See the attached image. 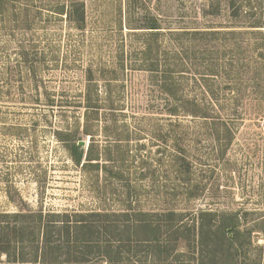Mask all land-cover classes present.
<instances>
[{
  "label": "rangeland",
  "instance_id": "obj_1",
  "mask_svg": "<svg viewBox=\"0 0 264 264\" xmlns=\"http://www.w3.org/2000/svg\"><path fill=\"white\" fill-rule=\"evenodd\" d=\"M229 2L0 0V215L72 222L124 212L130 195L131 214L197 226L195 245L159 258L149 245L133 264H264V55L249 35L261 29L248 28L264 23V0H236L239 16ZM197 102L208 119L194 116ZM66 134L85 152L93 144L98 172L73 161ZM231 221L233 246L216 239Z\"/></svg>",
  "mask_w": 264,
  "mask_h": 264
},
{
  "label": "trees",
  "instance_id": "obj_2",
  "mask_svg": "<svg viewBox=\"0 0 264 264\" xmlns=\"http://www.w3.org/2000/svg\"><path fill=\"white\" fill-rule=\"evenodd\" d=\"M229 6L234 10V15H241L242 7L238 6L236 0H230ZM249 23L248 28L261 29V31H252L249 35L259 36V40L254 42V49L260 53V57H263L264 33L262 29L264 23ZM150 29L156 30L159 28L152 25ZM211 33L217 35L219 32L214 31ZM228 34L236 36L235 31L225 35ZM239 34L241 35V33ZM150 36L153 37L156 34H150ZM151 53L152 47L149 46L144 54L150 56ZM165 83L168 85L164 84L163 91L167 95H174L176 84L174 85L171 82L169 86L168 80ZM167 86L170 88H166ZM239 87V84L230 85L231 93L238 92ZM255 88V93L258 96L260 93L263 95L261 85L259 82L257 83V79ZM210 92L214 96V92L212 90ZM213 106H216L214 104L211 106L214 113L218 114L213 119L215 125L217 124V145L219 148H227L232 142V132L225 124H219L222 121ZM87 107L89 110L97 109L95 112H98L100 108L93 105L92 102ZM195 107L196 110L193 112L195 117L203 119L210 117L207 108L204 109L198 102ZM94 114L97 115V113ZM222 126L223 134H225L223 139L221 137L222 130H220ZM86 131L88 134V128ZM66 137L67 140L65 141L68 148H70L73 161L78 166L82 165L90 171L98 172L100 166L94 162L99 161V155L94 152L95 147L93 144L85 152L83 147L73 143L74 141L70 139L71 134H66ZM113 169L115 168L104 167L105 172L109 174L113 173ZM114 177L115 180L120 179L118 175ZM109 186L113 187V184L109 183ZM126 200L128 205L124 204L126 208L124 212H114L112 214L93 213L87 216L82 214L79 216L80 219L72 222L70 216L43 215L42 212L27 215H0V229L3 233L0 240V255L4 254L6 256V261H1L0 264H99L100 262L106 264H133L131 253L139 255L143 252V248L149 245L154 258H159L165 253L169 256L170 245L175 249L180 241H185L190 246L195 245L196 225L180 224V220H176L178 216L173 212L151 215L149 212L140 211L131 214L127 212L132 209L130 195ZM230 227L232 230H230ZM237 228L238 223L234 221L223 223L218 231L220 238L216 239L222 241L223 236H226V240L233 246L234 242L239 241V232L231 237L232 232L236 231ZM205 230V226L202 225L199 233L203 242L201 245L207 242L204 240ZM183 233H188V236H181ZM132 243H134V246ZM95 259L97 261L94 262ZM228 260L227 262H229Z\"/></svg>",
  "mask_w": 264,
  "mask_h": 264
},
{
  "label": "water",
  "instance_id": "obj_3",
  "mask_svg": "<svg viewBox=\"0 0 264 264\" xmlns=\"http://www.w3.org/2000/svg\"><path fill=\"white\" fill-rule=\"evenodd\" d=\"M78 146H80V147H85V146H86V143H85L84 141H80V142L78 143Z\"/></svg>",
  "mask_w": 264,
  "mask_h": 264
}]
</instances>
